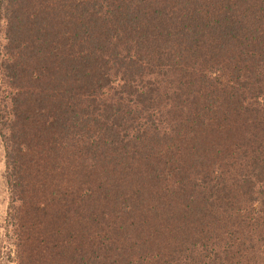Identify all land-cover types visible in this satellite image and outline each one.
I'll return each mask as SVG.
<instances>
[{"label":"trees","instance_id":"trees-1","mask_svg":"<svg viewBox=\"0 0 264 264\" xmlns=\"http://www.w3.org/2000/svg\"><path fill=\"white\" fill-rule=\"evenodd\" d=\"M175 2L0 0L10 210L51 209L87 264H264V25Z\"/></svg>","mask_w":264,"mask_h":264},{"label":"rangeland","instance_id":"rangeland-1","mask_svg":"<svg viewBox=\"0 0 264 264\" xmlns=\"http://www.w3.org/2000/svg\"><path fill=\"white\" fill-rule=\"evenodd\" d=\"M157 1L159 3V8H163V3H160V0ZM162 1L165 2V0ZM181 1L182 0H180V3ZM201 1L203 3L205 2L204 5L213 4V10L215 9L219 13L224 12L225 9L230 11L235 10L237 14L240 13V23L237 25V28L241 25L243 30L246 28V16H248L251 11L252 14L250 15L254 17L252 28L257 29L258 27H263L264 25V0H250V3L252 4H247L246 0ZM166 2L168 3V11L172 10V8H174L177 4L175 0H166ZM213 19L214 18L211 19V23L214 22ZM244 33L246 39V29ZM235 36L237 38L236 45H230V49L232 50L229 51L231 52L229 54L226 52L225 55H222V66L231 68V64L228 63V58L234 57V59H236L238 55L243 53L241 50L242 46L238 44V40H242V37L244 36L243 34H238ZM252 37L258 38L257 33H253ZM235 63L239 66V68L246 67V63L242 65L240 61L238 63L236 60ZM18 83L21 82L19 81ZM35 90L36 89L34 88V92L32 93H35ZM0 91H4V86L0 87ZM1 92L0 95L3 96ZM237 106H239V104H235L230 107L222 106L224 107L225 112L221 114V119H224V117L227 116L226 111L231 112L233 109H237ZM231 142L234 144V146H238L240 142L245 143L246 140L243 139V137H239L237 133L235 134L234 138H231ZM7 175L8 167L6 150L4 141L0 134V264H20V259L22 264H87L88 260L93 254L95 245L93 248H91V239L89 242H87L85 239L80 237L75 244H70L69 233L71 229L67 226L62 228L58 218L55 216L54 212L51 211V209H48L50 212L46 214L44 220H39V222L31 224H28L27 220L21 215L20 212L18 215L15 214L14 211L11 212L10 207L13 205V198L9 189ZM113 229L114 227H112V225L105 227L103 229V237H117L113 232ZM122 236L123 239L116 245L118 247V251H114L115 248H113L112 258L114 260L119 257L118 254H121L119 249L124 248L125 251L129 250L127 245L131 239L129 231L124 232ZM114 239L117 240V238ZM150 249H153L155 252H157V248L152 246V244L147 246V253ZM133 257L134 256L127 255V258L124 260L129 261L133 259Z\"/></svg>","mask_w":264,"mask_h":264}]
</instances>
